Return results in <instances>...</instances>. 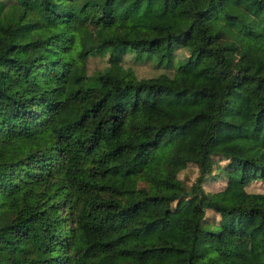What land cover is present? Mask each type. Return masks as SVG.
Instances as JSON below:
<instances>
[{
	"label": "trees",
	"instance_id": "trees-1",
	"mask_svg": "<svg viewBox=\"0 0 264 264\" xmlns=\"http://www.w3.org/2000/svg\"><path fill=\"white\" fill-rule=\"evenodd\" d=\"M171 1L0 0V264H234L242 240L264 264V196L246 189L264 181V0H197L185 41ZM129 52L173 72L139 78ZM89 55L107 64L87 73ZM97 126L128 134L83 143Z\"/></svg>",
	"mask_w": 264,
	"mask_h": 264
},
{
	"label": "rangeland",
	"instance_id": "rangeland-1",
	"mask_svg": "<svg viewBox=\"0 0 264 264\" xmlns=\"http://www.w3.org/2000/svg\"><path fill=\"white\" fill-rule=\"evenodd\" d=\"M197 0H172L171 5L174 9L175 22L174 28L184 30L183 41L185 37L189 40H193L197 36V31L190 28L189 24L193 17V11L196 7ZM185 29L187 34L185 36ZM176 60L185 59L188 55V51L185 49V46L178 45L174 48ZM198 62L206 67L210 73L219 74L220 68L217 65V59L209 52L201 53L198 56ZM107 64L106 57H101L98 55H89L85 59L86 72L91 73L94 69H101ZM125 68H131L137 77H151L158 75L162 72H167L172 74L173 68H165L156 66L151 59L139 57L137 58L132 52L123 54V57L120 60ZM138 117L142 121H149L155 116L159 115V111L154 106L152 99L142 98L137 109ZM127 131L125 127H117L116 129H108L106 126H97L90 133L81 134L80 139L83 143L88 144L92 142L102 143L105 147H111L116 142L123 140L127 136ZM226 161H221V164L224 165ZM218 171L213 168V172L207 176V182L203 183V187L206 191H215L224 186V179L212 176L217 174ZM198 174L197 165L189 162L182 170L178 172V178L181 179L187 186H190L196 179ZM246 189L250 192H260L264 196V181L260 179H254L246 185ZM207 217H210V220H213L214 217H218L211 210H207ZM233 254L235 256L234 264H262L261 256L257 246L248 241L242 240L236 243ZM144 259L149 263H159V264H173V260L170 255L163 252H155L144 256Z\"/></svg>",
	"mask_w": 264,
	"mask_h": 264
}]
</instances>
